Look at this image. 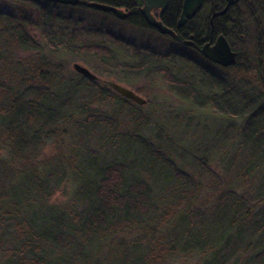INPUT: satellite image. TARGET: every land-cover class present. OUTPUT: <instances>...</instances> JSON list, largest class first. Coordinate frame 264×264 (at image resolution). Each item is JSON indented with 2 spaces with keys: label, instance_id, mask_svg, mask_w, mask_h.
<instances>
[{
  "label": "trees",
  "instance_id": "obj_1",
  "mask_svg": "<svg viewBox=\"0 0 264 264\" xmlns=\"http://www.w3.org/2000/svg\"><path fill=\"white\" fill-rule=\"evenodd\" d=\"M19 1L41 6L46 23L52 22L51 12L38 0ZM224 4L225 0H206L201 19L193 22L198 42L209 39L208 8ZM0 15L14 20L12 14ZM26 18L22 14V20ZM263 24L264 0H240L215 19L214 35L224 34L239 52L238 63L224 69L240 75L248 72L249 58L239 40L252 29L260 40ZM192 26L188 22L186 31ZM47 30L45 37L53 42L52 30ZM4 31L20 47L33 46L22 21L0 29V33ZM181 38L176 36L173 41L184 47ZM133 46L141 59V52L151 50ZM101 48L94 46L92 51L102 55L107 49ZM194 53L198 58L180 52L179 57L200 66L202 60L207 61ZM258 55L253 63L256 68H252L255 77L244 78L255 84L258 96L248 99L244 94L240 107L233 106L230 99L234 94L226 87L225 77L203 65L200 70L211 77V90L222 92L220 99L213 92L207 101H201L197 93H190L189 79L169 66L148 68L167 74L181 98L246 118L240 130L243 139L254 144L250 158L255 152L264 154V61L261 52ZM143 64L147 65L146 61ZM43 67L30 76L23 70L16 75V83L2 84L6 91L0 99V264H264V177L258 193L261 207L248 206L246 195L227 190L216 196L201 194L199 186L177 178L171 170H160L158 160L151 171L158 168L159 176L155 182L149 181L140 171L144 159L138 160L137 155L133 161L128 159L141 152L139 145L146 146L138 133L146 117L131 109L136 128L119 132L111 118L88 110L95 103L109 101L120 110L137 105L107 83L98 86L91 100H82L79 90L83 81L92 85L99 84L97 81L79 73L80 80H67ZM95 128L103 132V140L93 149L90 143L96 138ZM50 139L59 142L62 151L41 160L42 148ZM110 151L114 154L106 155ZM136 160L139 164L134 168ZM257 164L246 167L244 176ZM66 180L75 184L74 196L62 205L51 204L50 199Z\"/></svg>",
  "mask_w": 264,
  "mask_h": 264
},
{
  "label": "rangeland",
  "instance_id": "obj_2",
  "mask_svg": "<svg viewBox=\"0 0 264 264\" xmlns=\"http://www.w3.org/2000/svg\"><path fill=\"white\" fill-rule=\"evenodd\" d=\"M40 4L49 9L52 22L46 23L45 9L41 6H32L19 0H0V13L14 16L12 21L0 15V29L12 27L22 21L33 40V46L20 47L7 38L9 33H0V99L6 91L4 84H14L18 80V73L25 70V75L30 76L33 71H37V67L43 65V69L46 67L50 74L55 73L67 80H80V75L73 68V64L78 62L96 74L99 83L92 85L83 81L84 87L79 90V98L82 100H91V96L97 93L98 86L105 83L110 85V80L132 89L146 99L142 105L133 101L138 107H126L122 110L111 101L95 103L88 109L92 114L111 118L117 123L119 132L136 128L137 119L131 109L146 117L143 127L138 131L139 137L145 139L146 146L139 145L141 152L128 158L133 161L137 155L138 160L144 159V168L140 171L146 179L155 182V176H159L158 168L151 171L158 160L160 170H171L177 178L183 177L199 186L201 194L216 196L227 190L235 195H246L248 206L263 205L258 204V193L261 177H264V154L255 152L253 157L248 158L254 144L242 137L240 128L245 125L246 118L229 116L211 104L181 98L170 84L167 74L153 71L148 66H169L181 76H186L192 85L190 93H197L201 101H207L213 92L220 99L223 97L222 92L211 90V77L200 70L203 65L217 76L225 77L226 87L234 94L230 100L233 106L240 107L245 99L244 94L248 99L258 96L255 84L244 78L255 77L252 68H256L253 63L260 58L259 52L264 61V24L260 40L254 29L239 40L244 46L242 50L246 51L245 57L247 54L249 58L247 65L250 66L246 74L240 75L236 70H226L204 60L201 61L204 63L201 66V63L188 64L180 59L179 52L194 58L198 56L192 50L174 43L172 38L149 30L141 31L126 23L105 18L96 11L71 9L50 2ZM24 13L28 17L26 20H22ZM47 29L52 30L49 35L53 42L45 37ZM94 46L108 51L98 55V52L92 51ZM131 46L148 47L151 50L141 52V59L136 57ZM143 61L147 65L141 66ZM189 89L186 88V91ZM28 96L31 97V94ZM107 132L109 130L105 134ZM102 133L99 128H95L93 135L96 138L90 143L91 148H96L103 140ZM52 141L50 139L42 148L41 160H48L62 151L59 142ZM112 154L114 151L106 153ZM138 160L134 161V168L138 167ZM254 163H258L254 171L245 177V168ZM177 178L171 180L170 184H174ZM74 185L70 180L62 182L49 202L58 205L68 202L74 196Z\"/></svg>",
  "mask_w": 264,
  "mask_h": 264
},
{
  "label": "flooded vegetation",
  "instance_id": "obj_3",
  "mask_svg": "<svg viewBox=\"0 0 264 264\" xmlns=\"http://www.w3.org/2000/svg\"><path fill=\"white\" fill-rule=\"evenodd\" d=\"M38 1L40 3L50 2L56 6L62 5V6H65L67 8L73 7V8L83 9V10L96 11V12L102 14L105 18H110V19L117 20V21L122 22V23H126L128 25H131V26L137 28V29H140L141 31L149 30V31H152L156 34L166 36V37H169L172 39L176 38V36H181L182 38L179 41L181 42V44L186 49L192 50V51L200 53V54H202L201 48L204 46V44H206L208 42H210L211 44H214L216 39L218 38V36L221 35V34L214 35V21L216 18L223 16L225 13L216 15L214 18H213V15H214V13H217V12L223 10L225 8V6L227 5V0H225V4L222 8H213V7L208 8L206 15H207V20L209 21L210 26H211V29L209 32V39L206 40L205 42H198V40L196 39V35L198 34V30L194 29L196 27H195L193 22L196 19L197 20L201 19L202 13L205 9L206 0H203L201 8L196 12V14L191 18H187L185 23L179 28H178V21L182 16L183 6H184L185 0H153L150 3L149 9H148L149 16L153 17L157 21H160L167 28L172 29L173 30L172 34L163 33L157 27H155L149 23V21L147 19V15L143 12V9L146 6L145 0H126V1L121 0L122 2L121 1H119V2H108V1H104V0H79V2L75 5L63 4V3H59V2H52V1H46V0H38ZM92 2L103 3L106 5H109L113 8H117V9L123 11V13H125L126 16L124 18H120V17H118V15L113 10L104 11V10L98 9L96 7H93V6H91ZM239 2H240V0L234 2L228 9L232 8L233 6H235ZM212 19H213V23H212ZM190 21L192 22L193 28H190L189 30L186 31L185 28L187 26V23ZM222 35H224V34H222ZM186 41H190L191 43H184ZM228 42H229V40H228ZM229 44H230V42H229ZM232 49L234 51H236L238 53V56H239V52L237 50H235L233 47H232ZM238 56H237V59H238ZM207 61H210V60L207 59ZM210 62L213 63L212 61H210ZM237 63H238V61H237ZM213 64H216V63H213ZM216 65L220 66L222 68L230 67V66H221L219 64H216ZM231 66H233V65H231ZM94 81H98V79L94 80Z\"/></svg>",
  "mask_w": 264,
  "mask_h": 264
},
{
  "label": "water",
  "instance_id": "obj_4",
  "mask_svg": "<svg viewBox=\"0 0 264 264\" xmlns=\"http://www.w3.org/2000/svg\"><path fill=\"white\" fill-rule=\"evenodd\" d=\"M46 1L59 2V3H63V4H72V5H75L79 2V0H46ZM152 1L153 0H145L146 6L143 9V12L147 15V19H148L149 23L151 25L157 27L163 33L172 34L173 33L172 29L167 28L160 21H157L153 17L149 16L148 9H149L150 3ZM236 1H238V0H227V5L225 6V8L223 10L217 12V13H214L213 18L216 15L226 13L228 8ZM202 2H203V0H185L184 6H183L182 16L178 21V28L181 27L185 23L187 18H191L196 14V12L201 8ZM91 6L96 7L98 9H101V10H104V11L113 10L118 15V17H120V18H124L126 16V14L123 13V11H121L117 8H113V7L106 5V4H103V3L92 2ZM212 23H213V19H212ZM184 43H191V42L186 41ZM201 53L208 60H210L214 63H217L221 66L235 65L238 61V59H237L238 53L232 49L227 38L222 34L218 36V38L216 39L214 44H211L210 42L204 44V46L201 48ZM73 68L77 73L81 74L82 76H84L86 78H89L91 80H97L98 79V76L96 74H94L87 67H85L84 65H82L78 62H75L73 64ZM109 84L120 95H122L123 97H126L128 99H131L132 101H134L137 104L142 105L146 102L145 98H143L138 93H136L135 91H133L132 89H130L126 86H123V85H121L117 82L111 81V80L109 81Z\"/></svg>",
  "mask_w": 264,
  "mask_h": 264
}]
</instances>
